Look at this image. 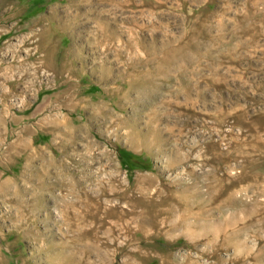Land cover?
Masks as SVG:
<instances>
[{
  "label": "rangeland",
  "instance_id": "obj_1",
  "mask_svg": "<svg viewBox=\"0 0 264 264\" xmlns=\"http://www.w3.org/2000/svg\"><path fill=\"white\" fill-rule=\"evenodd\" d=\"M0 35V94H33L23 112L0 96V174L18 182L0 192V264H59L81 193L118 213L132 200L141 217L167 211L138 239L109 233L106 215L94 264H264V0H0ZM132 80L147 90L110 92ZM54 119L86 129L62 140L43 128ZM26 126L29 161L9 143ZM49 154L44 181L63 197L36 199Z\"/></svg>",
  "mask_w": 264,
  "mask_h": 264
},
{
  "label": "bare ground",
  "instance_id": "obj_2",
  "mask_svg": "<svg viewBox=\"0 0 264 264\" xmlns=\"http://www.w3.org/2000/svg\"><path fill=\"white\" fill-rule=\"evenodd\" d=\"M105 29H106V27H105ZM105 29L103 28L104 32H105ZM200 46H202V45H200L199 43L191 42V44H189L187 47H185L183 49H180V51L177 52L176 54H172L170 56V58H166L165 61H167L168 63H173L175 61H178V59H181L188 52V49L190 47L194 50H198L200 48ZM55 75H56V73H55ZM107 75H108V71L106 70L105 73H102V79H104L105 77H108ZM55 77H56V84H57L58 78H57V76H55ZM59 77H60V75H59ZM108 79H109V77H108ZM128 83H129V86H128L129 88H127L126 90H121L118 87H113L110 90V92H112L114 95L123 94V97H125L126 95L129 94L128 92L130 91V89L135 88V89H143L146 91L147 90L146 87H148V86L145 87L144 84H142L138 81L132 80ZM11 90H12V92H11ZM21 90H22V95L16 96V93H14V85L10 84L7 86L6 89L1 91V94H0V96H3L5 98L11 97V102L14 105H16V107H21V110L19 112H23L28 107H30V106H27L26 98L27 97L30 98L33 96V94L30 93V88L23 85L21 87ZM41 90H40V92H41ZM39 93L37 95H39ZM83 100H85L86 101L85 103L87 105H89L90 107L98 108L96 114L98 112L100 113L101 111H103L105 113L109 112L107 104L103 100H99L98 102H95V103H91V101H89L87 99H83ZM10 115H9L10 116L9 120H14V117H16V116H14V113L10 114ZM26 118H27V120H29L30 116H28ZM45 126L46 127L43 126L44 130L51 131L52 133L56 131L57 135H59V137L62 140H63L62 137L64 136L65 140L66 139H72V141H74L75 138L77 137L78 131H84L86 129L82 125H77V126L71 127V125L66 124L65 126H62V124H60V122H57L55 119L50 120L48 123H45ZM25 135H28V136L33 135L28 126L24 127V129H22V136H24L23 138H21L20 136H17V139H13L9 143L12 147L17 146V147H19V149L22 148L23 151H25L27 153L26 159H27V161H29L32 159V154H33L29 150H34L35 147L33 146V143H30V141H28V139H26ZM54 135H55V133H54ZM61 142H64V141H61ZM67 143H70V142H67ZM11 146H10V148H11ZM36 152H40V151L38 150ZM41 152L46 154L45 150H42ZM45 160L46 161H45L43 171L40 172V175H39L38 180H37L38 186L36 188L32 189L35 191L33 197H35L36 199H38L42 193L43 194L48 193L51 196H56V193H54V186L56 185L55 181L51 180L48 183H46L44 181L46 179L47 175L53 169L55 159L52 157L51 154H49L47 156V158H45ZM6 163L7 162H5V161H0V167L5 166ZM30 165H32L31 162H26L24 164V168H23L22 172L24 170L25 171L26 170L31 171L32 169H31ZM32 174H35L34 170H33ZM32 174L30 176H33ZM33 179L34 178L31 177V181ZM17 183L18 182H16L15 180L3 178L0 174V192H6L8 194L11 191V189L14 190V188H16ZM63 183L64 182H61V184H63ZM72 185H73V183H72ZM20 196H19V194L14 192L13 193V201L15 203L17 202V203L21 204L22 200H21ZM60 196H62V195L57 194L56 198H58ZM79 196L80 197L74 201L75 203H74L73 208L75 209L76 205H80L83 208V211L81 213L75 212L77 214H75V216L72 215V218L75 217L74 219L80 220L82 222V224H74L71 226L70 230L75 235V237L72 240L74 242L73 243L74 250L76 251V249L77 250L84 249V253H83V256L80 257V260L72 261L71 259L75 257V255H73L75 252L73 249H70V245H64V248H62V250H64V251H62V252H67L68 254L66 253L67 254L66 256H62V252H60V254L54 253V255L53 256L51 255V257H50L51 261L56 259L55 260L56 263H59V264H94L91 261H89V258H88L89 252H91L92 249L95 251H98L97 247H93V246H96V245H94V243L96 242V240H98L99 232L101 231V229L104 228V225L106 223V221H105L106 215L113 216V218H116L115 223L112 226H110V228H108L109 233L114 234L117 231V229L119 230L120 228H125L127 235H128L127 236L128 238L138 239L139 237L145 236V235H142V233L139 234V232L142 231V228H144V226L146 224L153 225L154 223L157 224L160 221L162 222L161 219L159 220V217L167 213V211H165L164 209H157L151 215H149L147 217H141L138 213V210H137V204L133 200L131 202L127 203V208L122 209L120 211V213H118L115 210V208H117V207L104 208L99 201H97L96 199L87 197L85 195V193H81ZM37 203H39V202L36 200L32 204H30V203L27 204L26 205L27 210L28 211H31V210L34 211ZM63 206H64L65 211H67L68 209H72L71 201H67V202L63 201ZM133 223H137V226H139V227L135 229L134 225H132ZM31 226H33V225H31ZM105 229L106 228H104V230ZM30 230L33 233V235H39L38 231L34 227H32ZM28 231L29 230L24 231V234L28 233ZM79 239H82V241H80ZM89 240H90V242H87ZM69 241L66 240V244L69 243ZM78 241H80V243H78ZM87 243H91V244H87ZM68 249H70V250H68ZM72 250H73V253H72ZM134 261L135 260L132 259V262H134ZM162 261H165V260L163 259ZM165 264H168L167 260H166Z\"/></svg>",
  "mask_w": 264,
  "mask_h": 264
}]
</instances>
